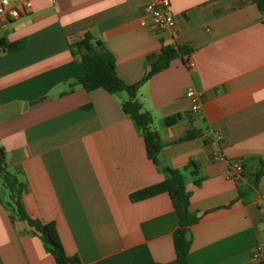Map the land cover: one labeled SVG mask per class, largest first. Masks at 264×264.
Wrapping results in <instances>:
<instances>
[{
	"label": "crops",
	"instance_id": "0c3cea01",
	"mask_svg": "<svg viewBox=\"0 0 264 264\" xmlns=\"http://www.w3.org/2000/svg\"><path fill=\"white\" fill-rule=\"evenodd\" d=\"M31 1L26 13L16 3L21 16L2 29L6 46L24 47L0 56V149L24 184L28 214L55 223L66 254L82 264H174L178 217L170 195L130 198L166 180L162 168L170 167L183 171L200 216L190 228L188 263L259 264L264 175L243 204L232 165L264 164V0H170L175 23L166 31L146 21L155 0ZM85 33L103 43L129 84L142 80L148 58L163 47L188 51L138 91L164 144L160 166L122 110L126 92L75 84L83 64L70 46ZM188 89L203 95L200 115L191 113ZM191 130L200 135L179 141ZM9 202L2 179L0 264H57Z\"/></svg>",
	"mask_w": 264,
	"mask_h": 264
},
{
	"label": "trees",
	"instance_id": "16d2710c",
	"mask_svg": "<svg viewBox=\"0 0 264 264\" xmlns=\"http://www.w3.org/2000/svg\"><path fill=\"white\" fill-rule=\"evenodd\" d=\"M263 12V1L259 2ZM24 47L23 42L7 46L8 51L13 52ZM75 56H80L83 69L74 77L76 85H80L87 92L103 89L110 94L126 92L128 98L122 103V110L135 124L145 141L146 154L157 166H160L158 156L164 144L159 134L154 130V119L145 111L138 97L140 87L152 76L167 69L171 61L179 55L187 53L185 49L163 47L157 55H151L148 60L150 69L142 80L137 83H127L116 70L115 57L104 47L103 43L96 40L90 33H85L80 41L70 46ZM179 120V116L166 119V125L171 126ZM200 135V131H188L179 141L191 140ZM256 164L248 167L242 162L243 171L234 176L238 189V200L243 204L249 203L258 189L261 178L264 175L263 161L254 159ZM195 168L193 162L186 170ZM168 178L161 183L151 185L133 192L130 198L133 202H139L158 194L168 193L172 199L174 210L178 217V226L173 233V242L176 259L174 264H189L188 255L191 249L189 236L190 228L200 221L199 213L190 208L191 194L187 191L182 170L163 167ZM195 173V171H193ZM4 181L10 191L9 207L21 221H24L32 229V233L38 236L46 251L56 260L57 264H82L77 256H68L60 239L55 223H45L31 217L22 203V190L24 184L20 183L16 176L6 169L5 152L0 149V180ZM161 264V263H153Z\"/></svg>",
	"mask_w": 264,
	"mask_h": 264
},
{
	"label": "built area",
	"instance_id": "2783aa9c",
	"mask_svg": "<svg viewBox=\"0 0 264 264\" xmlns=\"http://www.w3.org/2000/svg\"><path fill=\"white\" fill-rule=\"evenodd\" d=\"M16 3L23 6V12L31 10L33 7L31 0H0V56L8 52L7 46L2 41V29L11 21L21 16L20 10L16 7ZM170 0H155L146 7V21L158 31H166L174 26L175 20L170 12ZM186 98L190 101V110L194 115H200L203 110V95L193 89H188L185 93ZM218 160H224L223 155H217ZM234 176L239 175L243 171L242 161L232 165ZM264 205V196L261 198ZM254 260L259 264H264V251L261 245H258L253 254Z\"/></svg>",
	"mask_w": 264,
	"mask_h": 264
}]
</instances>
